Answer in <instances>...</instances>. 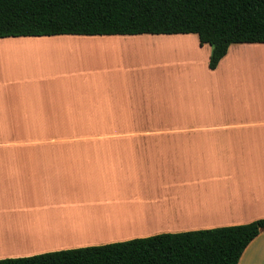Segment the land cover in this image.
<instances>
[{"label": "crops", "instance_id": "crops-1", "mask_svg": "<svg viewBox=\"0 0 264 264\" xmlns=\"http://www.w3.org/2000/svg\"><path fill=\"white\" fill-rule=\"evenodd\" d=\"M0 37V258L264 218V42ZM237 264H264V227Z\"/></svg>", "mask_w": 264, "mask_h": 264}, {"label": "trees", "instance_id": "trees-1", "mask_svg": "<svg viewBox=\"0 0 264 264\" xmlns=\"http://www.w3.org/2000/svg\"><path fill=\"white\" fill-rule=\"evenodd\" d=\"M196 33L214 68L234 42H264V0H0V37ZM264 218L0 258V264H237Z\"/></svg>", "mask_w": 264, "mask_h": 264}]
</instances>
